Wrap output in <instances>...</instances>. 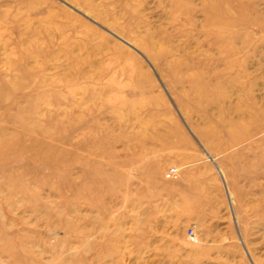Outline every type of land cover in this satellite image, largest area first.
Segmentation results:
<instances>
[{
    "label": "rangeland",
    "instance_id": "1",
    "mask_svg": "<svg viewBox=\"0 0 264 264\" xmlns=\"http://www.w3.org/2000/svg\"><path fill=\"white\" fill-rule=\"evenodd\" d=\"M0 264H264V0H0Z\"/></svg>",
    "mask_w": 264,
    "mask_h": 264
},
{
    "label": "built area",
    "instance_id": "2",
    "mask_svg": "<svg viewBox=\"0 0 264 264\" xmlns=\"http://www.w3.org/2000/svg\"><path fill=\"white\" fill-rule=\"evenodd\" d=\"M178 173H179V170L178 168H171L169 171H168V179H174L178 176ZM188 236L191 240H194L196 241V235H195V230L193 228H190L188 230Z\"/></svg>",
    "mask_w": 264,
    "mask_h": 264
}]
</instances>
